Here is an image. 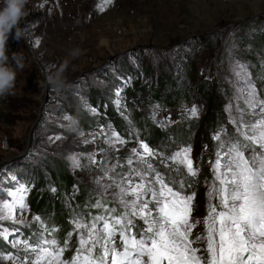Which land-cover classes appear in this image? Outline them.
<instances>
[{
  "label": "rangeland",
  "instance_id": "1",
  "mask_svg": "<svg viewBox=\"0 0 264 264\" xmlns=\"http://www.w3.org/2000/svg\"><path fill=\"white\" fill-rule=\"evenodd\" d=\"M76 1L29 0L30 14L21 21V26H26L24 39L17 41L10 36L7 41L10 51L23 54L24 67L17 69L13 94L0 98V204L4 199L11 200L9 191L24 185L27 211L15 215L17 218L22 215L28 226L8 221L0 224V228H8L10 233L7 241L0 237V256L19 255L24 264H31L35 257L30 251L26 253L23 245L14 248L12 241L28 239L31 244L36 240L33 234L42 225V217L33 210L28 199L36 181L49 179L52 160L63 162L72 175L69 192L75 193L78 184L86 185L93 190L95 198L100 196L106 203L115 204L114 215H119L121 208L112 198L114 189L108 188L105 193L103 185L110 182L109 177L119 182L121 174H125V179L130 176L133 183L138 182L139 178L131 171L137 167L136 161L129 165L127 157L132 147L143 151L138 147L139 141L148 144L141 136L144 132L140 127H152L161 135L152 136L156 138L152 140L155 145L149 147L155 155L144 159L169 182L174 178L177 182L183 179L186 186L192 183V188L186 187L185 191H196L198 210L194 215L202 218L206 215V192L212 182V164L217 159L220 140L231 137L243 142L242 133L247 129L238 131L237 122L242 119L252 125L264 118L259 108L247 106V92L242 90L245 80H250L258 96L264 99V53L261 47L253 48L251 43L252 37L264 31V0H260L261 11L254 14H250L252 0H234L238 4L231 7H225L227 0L219 3L212 0L216 4L223 3L225 8L220 7L217 13L199 8L202 28L195 27L192 19L183 23L173 9L160 6L158 1L161 0L81 1V4H91L95 18L88 17L86 8H74ZM196 2L194 0L197 5ZM80 12L81 18L78 17ZM225 15L234 20L225 19ZM188 24L193 28L186 27ZM210 26L213 28L209 30ZM73 48L81 49V54L76 59L69 58L64 86H49L46 76ZM201 79L208 82L217 79L219 89H223L220 90L224 100L219 121L208 129L205 118L209 107L205 97L210 85L200 89ZM160 80L171 83L167 90L158 85ZM136 82H141L144 89L135 92L131 99L126 98L124 89H134ZM175 84L182 85L185 92L176 104L152 98L154 93L170 94ZM118 89L119 105L116 103ZM193 106L197 109L196 116L191 115ZM92 108L96 109L95 113ZM74 110L93 117V126L83 128L79 124L75 130H68L62 117L74 114ZM109 128L126 141L123 146L117 143L112 152L105 142V136L110 135ZM80 133H84V137ZM217 134L219 139H214ZM85 138L89 141L87 144L83 142ZM187 147L191 148L189 155L197 170L195 177L187 175L179 158L172 159L175 153ZM93 153L96 163L88 166V155ZM77 161L81 167H77ZM101 167L111 169L107 176ZM97 177L102 178L100 187L95 183ZM51 190L54 192L55 188ZM64 207L69 210L64 221L71 236H67L68 247L61 259L70 261L83 234L76 228V221L88 228L93 222L84 214L87 211L73 212L75 208L70 206V201ZM92 209V216L109 218L101 213V207L92 205ZM37 215L40 221L32 219ZM102 222L96 221L98 226ZM137 223L139 228L135 232H139L142 225L140 221ZM26 228L34 229L26 232L33 236L23 235ZM194 231L203 229L198 226ZM61 243L59 246L63 247L64 241ZM98 253L99 249H94L93 255ZM0 264L12 262L0 260Z\"/></svg>",
  "mask_w": 264,
  "mask_h": 264
},
{
  "label": "snow or ice",
  "instance_id": "2",
  "mask_svg": "<svg viewBox=\"0 0 264 264\" xmlns=\"http://www.w3.org/2000/svg\"><path fill=\"white\" fill-rule=\"evenodd\" d=\"M107 2L111 3V0ZM242 90L247 92V106L259 108L264 115V99L258 96L250 80H245ZM116 103L119 105V89ZM91 111L95 113L96 109ZM191 115H197L195 106ZM62 119H66L65 115ZM237 123L238 131L241 128L247 131L242 133L243 142L231 137L220 140L219 149L224 151L217 150V159L212 164L213 178L206 192L204 217L194 215L198 210L196 191H185L186 187L192 188V183L186 186L183 179L178 182L174 178L170 182L166 180L144 159L154 156V150L139 141L138 147L143 151L132 147L127 157L129 165L134 159L136 161L137 167L131 171L139 178L138 182L133 183L130 176L125 179V174H121L119 182L109 177L110 182L103 185L105 193L108 188L114 189L112 198L120 206V214H110L108 219L98 215L91 228L77 220L75 226L83 234L70 261L61 259L68 247L67 240L61 247L56 239L45 238L47 229L43 225L39 226L42 231L38 229L33 234L36 236L33 243L30 244L28 239H16L12 246L23 245L26 253L30 251L35 257L31 264H264V118L252 125L242 119ZM108 132L110 135L105 136V142L109 152L116 150L117 143L121 146L126 143L110 128ZM80 136L84 137V133ZM213 138L219 139V134ZM83 142L89 141L85 138ZM190 152V147L182 148L172 159L179 158L187 175L195 177L197 170ZM246 152L249 154L245 155ZM88 161V166L96 163L94 153L88 155ZM77 167H81L78 161ZM101 171L107 176L111 169L101 167ZM101 179L95 180L98 187ZM26 192L24 185L8 192L11 200L4 199L0 204V224L8 221L28 226L22 215L19 218L15 215L27 211ZM102 206L107 209L100 201L93 205L96 208ZM32 219L40 221L41 218L37 215ZM96 221L103 222L98 226ZM137 221L142 222L139 232L134 231ZM198 226L202 227V232L194 231ZM13 230L19 232L18 228ZM9 234L8 228H0V237L5 241ZM68 235L71 236V232ZM97 248L99 253L93 255ZM27 259L25 256L24 260ZM0 260L24 264L19 255L12 253L0 256Z\"/></svg>",
  "mask_w": 264,
  "mask_h": 264
},
{
  "label": "trees",
  "instance_id": "3",
  "mask_svg": "<svg viewBox=\"0 0 264 264\" xmlns=\"http://www.w3.org/2000/svg\"><path fill=\"white\" fill-rule=\"evenodd\" d=\"M252 41V47L256 49L261 47V50L264 53V31H261L257 37H252ZM252 54L253 52L251 51V55ZM212 81L208 82L201 79V82L198 85L200 89H206L210 85L209 93L206 94L205 97L209 107L208 115L205 118V127H207V129L212 128L211 126L219 121V110L222 105V101L224 100L220 91L223 89H219L221 86L220 83L217 82V79H214L213 82ZM158 85H163V87L167 90V86H170L171 83L161 81V83ZM175 85L176 88L173 89L170 94L167 93L159 95L154 93L152 98L170 103L171 105L176 104L182 99V97H184L185 92L182 85ZM143 89V84L141 82L137 84L136 82L135 88L132 89L131 87H126L124 89L123 95L126 98L131 99L135 92H141ZM110 98H112L111 94L108 95V99ZM74 114L78 116L79 124L83 128H90L93 126L94 118L88 117L87 114H85L82 110H74ZM140 128H142L140 131L144 132V134L141 135L143 138H145L143 140L147 141L148 145H155L152 140L156 138H153L152 136L159 138L161 134L158 133V131L156 132V130L152 127L141 126ZM50 163L49 179L46 178L43 181H36L34 186L35 190L34 192H31L28 199V203L33 207V210L42 217V225L47 229V231L44 233L45 238H54L58 241V244H62L61 242L65 241V239L67 240V236H69L68 234L70 231H68L69 227L67 222L64 221V218L69 214V210L64 207V204L66 206V203L69 201L70 206L75 208L73 212H77V209L87 211L84 212V214L86 213L90 216V222H94V216L91 215V213L94 212L92 205H94L97 201H100L101 205H107V209H105L103 206L101 207V213L105 215L106 218L109 217L110 214L114 215L112 210H116V205H111L109 202L106 203V201H104L100 196L95 198V195H92L91 193L93 190L86 185L78 184L75 187V193H72L71 191L69 192L68 188H71L72 185V175L67 172L63 162L52 160ZM41 187L44 188L43 191H39V188ZM51 187L55 188L54 192L51 190ZM137 227L139 228L138 223ZM137 227L134 229V231L137 229ZM29 231H34V229L26 228V230L23 232V235L33 236L30 235V233H26Z\"/></svg>",
  "mask_w": 264,
  "mask_h": 264
},
{
  "label": "clouds",
  "instance_id": "4",
  "mask_svg": "<svg viewBox=\"0 0 264 264\" xmlns=\"http://www.w3.org/2000/svg\"><path fill=\"white\" fill-rule=\"evenodd\" d=\"M29 0H0V98L13 94L16 84L17 69H23L24 57L21 52H12L7 46L11 36L20 41L24 39L26 26H21V21L29 14L27 5ZM81 54V49L69 50L66 57L58 66L46 76L49 86L62 87L65 84L64 73L70 63V59H76ZM65 122L68 130H75L79 125V118L74 114H65Z\"/></svg>",
  "mask_w": 264,
  "mask_h": 264
},
{
  "label": "bare ground",
  "instance_id": "5",
  "mask_svg": "<svg viewBox=\"0 0 264 264\" xmlns=\"http://www.w3.org/2000/svg\"><path fill=\"white\" fill-rule=\"evenodd\" d=\"M81 1H84V0H77L73 7L75 8L78 6L79 9L80 8H84V9L86 8L88 10V12H87L88 17L89 18L90 17L95 18V13L91 7V4L90 3H87V4L82 3L81 4ZM196 1H197L196 2L197 5L194 3V0H161V2L158 1V3L160 4L161 7L165 6V7H170L171 9H173L175 11V13H177V15H179L182 18L181 21H183V23L187 24V23H189L188 19H192L194 21V23L196 24L194 26L195 27L197 26L199 28H202V26L204 25L203 21L201 20L199 13L197 12V10L199 8L201 9V11H208V12H212V13H217L220 7L225 8V7H231L234 4H238L237 1L227 0L226 1L227 3L224 7V4L222 2H221L222 4H216L212 0H196ZM219 1H221V0H218V3H219ZM251 6H252V9H251L250 14L258 13L261 11L260 0H252ZM222 10H224V9H222ZM182 13H184L185 16ZM81 15H82V13L80 12L78 14V17L81 18ZM224 18L229 20V16H227V15H225ZM85 19H86V16H85ZM233 20L234 19H231L229 21H233ZM80 22H81V20H80ZM186 27L191 29V28H193V25L191 27V24H188ZM212 28L213 27L210 26V28H208V29L210 30ZM189 32L190 31H188L187 33L189 34Z\"/></svg>",
  "mask_w": 264,
  "mask_h": 264
}]
</instances>
